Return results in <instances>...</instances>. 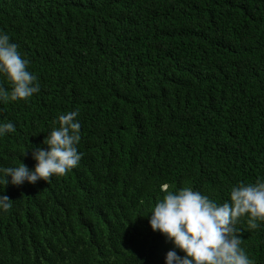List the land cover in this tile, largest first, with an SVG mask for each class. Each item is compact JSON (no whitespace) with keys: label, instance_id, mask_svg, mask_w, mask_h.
Here are the masks:
<instances>
[{"label":"trees","instance_id":"16d2710c","mask_svg":"<svg viewBox=\"0 0 264 264\" xmlns=\"http://www.w3.org/2000/svg\"><path fill=\"white\" fill-rule=\"evenodd\" d=\"M0 264H264V0H0Z\"/></svg>","mask_w":264,"mask_h":264}]
</instances>
